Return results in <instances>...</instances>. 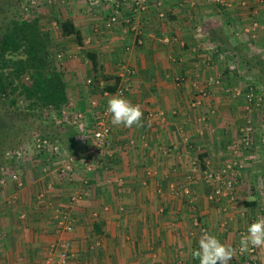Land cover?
<instances>
[{
  "label": "crops",
  "instance_id": "crops-1",
  "mask_svg": "<svg viewBox=\"0 0 264 264\" xmlns=\"http://www.w3.org/2000/svg\"><path fill=\"white\" fill-rule=\"evenodd\" d=\"M225 1L231 4L149 0L146 11L135 12L124 0L111 26V8L87 12L86 3L73 1L66 17L82 30L84 44L63 38L60 58L69 104L85 115L89 133L71 135L68 157L87 152L98 110L91 102L107 107L116 93L104 88L114 77L126 87L123 96L141 106L143 126H114L109 114V144L92 170L76 169L72 177L62 170L67 154L26 150L24 163L0 183V264H45L62 239L72 244L67 264H199L192 250L202 230L237 249L230 264L253 260L239 253V240L264 217V193L256 178L242 182L244 173L258 175L250 167L255 156L235 144L252 112L245 60L255 34L245 29L258 20L256 40L264 43V0ZM87 50L97 56L96 70ZM233 162L242 184L211 199L217 184L205 172ZM65 214L71 232L60 227ZM58 252L51 264H59ZM253 258L264 262V250Z\"/></svg>",
  "mask_w": 264,
  "mask_h": 264
},
{
  "label": "trees",
  "instance_id": "trees-1",
  "mask_svg": "<svg viewBox=\"0 0 264 264\" xmlns=\"http://www.w3.org/2000/svg\"><path fill=\"white\" fill-rule=\"evenodd\" d=\"M30 1L0 0V183L15 160L7 152L27 149L28 138H17V134L32 128L27 119H52L53 112L59 116L71 101L65 72L50 50L52 37L41 25V14L24 12ZM56 22L61 37H74L79 45L84 44L83 32L72 18L58 13ZM86 56L96 70V54L87 50ZM245 61L250 65V78L264 87V55L257 53ZM114 78V84H108L105 90L116 91L120 78ZM251 87L255 85L250 84L247 90ZM33 135L48 137L39 129Z\"/></svg>",
  "mask_w": 264,
  "mask_h": 264
},
{
  "label": "built area",
  "instance_id": "built-area-1",
  "mask_svg": "<svg viewBox=\"0 0 264 264\" xmlns=\"http://www.w3.org/2000/svg\"><path fill=\"white\" fill-rule=\"evenodd\" d=\"M122 1L124 0H89L92 4L95 5H106L108 8H111L113 10L112 16L110 20L108 21V25L111 26L119 19V14L121 11V5ZM217 2L223 4V5H230L231 2L227 3L225 0H216ZM131 5L133 8V11L135 12H143L146 11L149 6V0H131ZM242 5H245V2H242ZM161 17H165V13H161ZM258 27V22L255 21L251 26L247 27L245 29L246 32H252L255 31ZM133 29L137 31V28L133 26ZM139 42H143V40H139ZM128 71L131 72L130 69ZM91 82V80H89ZM253 87L250 88L248 91V100L250 102L257 103L254 99V92ZM110 92H106L105 95H109ZM117 94L125 95L126 93V87H117L115 91ZM92 106H94L95 110L96 107H98V110L95 112L97 113L94 116V123H93V130L91 132V139L88 145H87V152L81 155L79 158L69 156L66 158L64 164H63V171L65 173L72 177L74 171L76 169L80 170H92L93 167V161L94 156H99L104 152L105 148L109 144V135L111 132V125L109 123V114L106 111V106H100L99 102L97 100H94L91 102ZM260 105V103H257ZM94 110V109H93ZM58 121L60 123H65V121H72L75 123L77 128L80 130L82 137H86L88 135V127L85 123V115L82 112H73L72 111V105L68 104L67 106L63 107V109L59 112ZM254 119L252 117H248L246 119V123L243 125L241 130V138L240 140L235 144L236 150L238 152L242 151L243 153H250L253 152V145L255 142V124ZM264 142V139H263ZM242 145V146H241ZM33 149L38 152H44V151H60V145L57 143V141H51L47 138H42L40 136H35L33 142H32ZM24 151L22 150H16L14 152L8 151L7 156L9 158L14 159H21L23 156ZM238 166L237 162L228 163L223 168H221V171L218 173L209 172L206 171V178L210 179V181L216 182V187L214 188L213 192L210 194V198L213 199L217 196L226 195L228 191H232L235 188V184L238 180ZM3 183V180L1 181ZM263 205H264V199H263ZM60 227L62 228L63 232H71L74 229V224L71 218L68 215H63L60 221ZM71 241L69 240H60L57 244L53 245L50 250V258L45 262V264H51V257L53 256V253L56 249L59 250L58 252V258H59V264H67L68 259L70 257L71 252ZM257 249L251 250L249 253L243 254L246 257H252L253 260L248 261V264H258L254 261L253 256L255 255Z\"/></svg>",
  "mask_w": 264,
  "mask_h": 264
},
{
  "label": "rangeland",
  "instance_id": "rangeland-1",
  "mask_svg": "<svg viewBox=\"0 0 264 264\" xmlns=\"http://www.w3.org/2000/svg\"><path fill=\"white\" fill-rule=\"evenodd\" d=\"M74 0H31L26 6L27 8H25V13L31 12L32 10L34 12H38L41 14V25L44 28V30H48L51 33V37H52V42H51V51L53 56H55V61L56 63L59 65L60 68L64 69V64L60 58V54L63 48H65L64 45V40L63 37H61L59 30H58V24L56 22V16L58 17V13H60L62 15V17H66L70 14V9H71V5L73 4ZM84 3L87 4L89 11L87 12H93L95 11V9H97L99 5H95L92 4L91 2H89V0H80ZM90 8H94V9H90ZM86 12V10L84 11ZM258 22V27L255 31H253L255 33V36L252 37L251 34V38H250V59L252 58V56L256 55L257 53H262V50H264V43L259 44V41L256 40V36L258 35V28H260V23L258 20H256ZM255 22V21H254ZM252 22V24L254 23ZM260 36V35H259ZM261 41V40H260ZM263 42V41H262ZM258 45H262L261 47H258ZM262 49V50H259ZM65 72V71H64ZM243 82L242 84L246 82H248L247 78H242ZM241 79H239L240 83ZM244 83L243 87L240 88H247L246 84ZM250 84L255 85L253 92H254V99L257 100V103H260V105H258L257 103L254 104V102H250V108L252 110V114L250 113V117H252L254 119V124H255V129H256V133H255V142L253 145V155L255 156L253 161H250V167L251 165L254 166V171L257 172V176H254V173L252 174V171H250V173L246 174H242V182L244 183L246 181V177L247 178H251L254 177L256 178L255 180H257V183L259 186L262 187V193H264V87H262L260 84L257 85L256 81H253L250 78ZM238 86V85H237ZM240 86V85H239ZM239 88V89H240ZM248 94H245V98H247ZM73 98H71L72 100ZM71 102V101H70ZM263 103V105H261ZM54 116V118H53ZM58 116L55 115V112H53L52 114V119L48 118V119H44L43 121L40 120L39 118H34L31 117L29 119H27L28 124L30 127H32L31 129H27L19 134H17V138L18 135L22 136L23 139H27L28 138V143H26V150H34L33 146H32V142L35 138V136L33 134V131L39 129L41 133L47 134V139L50 140H54L57 141V143L60 145V153H62V157L63 155H66L67 153H69L68 149H69V143L71 142V138H72V134L74 133H79L80 130L77 128V126L75 125L74 122L72 121H65V123H60L58 121ZM53 120L55 121L53 123ZM262 122V124H259V122ZM259 128V129H258ZM263 128V130L261 129ZM88 132V131H87ZM89 133V132H88ZM37 137V136H36ZM69 150H72L71 148ZM12 151V150H11ZM34 152H36L34 150ZM67 158H68V154H67ZM64 159V157H63ZM251 159V158H250ZM260 161V162H259ZM22 163H24L21 159H15L13 162V165H8V170L6 171V175L3 178V182H6V178L9 174V172H14L17 171V166L21 165ZM221 170H216V171H209V172H214L215 174L218 173ZM11 172V173H12ZM204 176H206V174H204ZM203 176V177H204ZM240 176V174L238 175ZM250 176V177H249ZM258 176L260 178H258ZM241 177L235 184V186H240L242 184L241 182ZM210 180L208 178L205 177V180ZM258 179H261L260 183L258 181ZM209 183V182H207ZM209 185L211 186V184L209 183ZM236 187L234 188L236 190ZM233 189V190H234ZM211 193H208V196ZM264 195V194H262ZM214 199V198H213ZM211 200V199H210ZM213 201V200H212ZM208 231V230H207ZM258 264H264V262L262 261L261 263L259 262Z\"/></svg>",
  "mask_w": 264,
  "mask_h": 264
},
{
  "label": "clouds",
  "instance_id": "clouds-1",
  "mask_svg": "<svg viewBox=\"0 0 264 264\" xmlns=\"http://www.w3.org/2000/svg\"><path fill=\"white\" fill-rule=\"evenodd\" d=\"M106 111L111 116L114 126L139 128L143 126V111L139 104H133L122 94L113 95L107 101ZM253 249L264 250V217L257 218L249 224L246 232L239 240L238 251L241 255ZM237 255V249L225 244L207 230H202L198 240V248L192 250V257L199 264H230Z\"/></svg>",
  "mask_w": 264,
  "mask_h": 264
}]
</instances>
